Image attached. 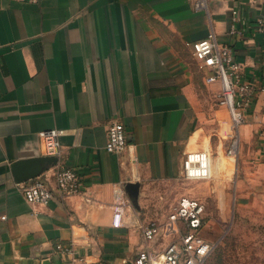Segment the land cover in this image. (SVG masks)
I'll return each instance as SVG.
<instances>
[{"label":"crops","instance_id":"obj_1","mask_svg":"<svg viewBox=\"0 0 264 264\" xmlns=\"http://www.w3.org/2000/svg\"><path fill=\"white\" fill-rule=\"evenodd\" d=\"M195 2L0 0V264H134L139 251L175 238L146 241L138 224L150 184L184 180L185 155L206 139L224 144L219 82L204 89L212 71L191 49L211 31L256 88L237 131L236 190L264 206V35L255 29L264 0ZM113 120L129 145L118 155L104 148ZM51 128L65 130L57 164L39 175L53 198L31 205L10 165L45 156L38 132ZM60 166L80 176L78 194L56 191Z\"/></svg>","mask_w":264,"mask_h":264},{"label":"built area","instance_id":"obj_2","mask_svg":"<svg viewBox=\"0 0 264 264\" xmlns=\"http://www.w3.org/2000/svg\"><path fill=\"white\" fill-rule=\"evenodd\" d=\"M204 1L197 0L194 6L200 9L205 6ZM236 20L235 17L232 18V22ZM255 26L256 31L264 35V19L259 18ZM236 31L232 24L229 29L230 34H235ZM191 49L193 56L199 62V68H210L212 71L209 76L205 77V83L219 82L217 117L224 118L225 116L230 123V128L237 134L255 94V86L250 82L240 81L241 64L235 60L232 48L220 44L214 32L211 31L203 39L191 43ZM64 133L65 130L60 128L38 132L46 156L58 157L60 155V137ZM237 138L238 136L232 138L226 150L227 155L234 158L239 146ZM104 148L108 153L116 155L129 150L125 128L119 120H113L109 124ZM182 167L185 179L207 180L211 178L208 152H188L183 159ZM54 179L56 191L61 197L78 194L81 190L80 176L71 167H57L54 171ZM19 184L28 204L47 205L53 198V189L40 176ZM204 209V204L199 200L183 196L172 206L163 222L158 219L140 222L138 226L146 241H153L158 235L166 237L174 235L175 238L168 242L161 251L156 248L139 251L133 263L206 264L215 243L200 234L205 224ZM57 249L73 253L72 246H57Z\"/></svg>","mask_w":264,"mask_h":264},{"label":"rangeland","instance_id":"obj_3","mask_svg":"<svg viewBox=\"0 0 264 264\" xmlns=\"http://www.w3.org/2000/svg\"><path fill=\"white\" fill-rule=\"evenodd\" d=\"M203 86L206 89L208 84L203 81ZM218 126V136L224 144L220 143L215 149L214 141L211 144L206 139L202 151L210 154L213 165L221 156L224 163L218 162V168L212 166L211 178L207 180L184 179L150 184V195L146 198L147 215L144 217L146 221L164 220L177 202L179 193L185 192V197L195 198L205 207V224L200 234L215 243L206 264H264V206L240 198L236 190L237 163L226 153L228 143L231 144L237 134L230 128L229 121L221 120Z\"/></svg>","mask_w":264,"mask_h":264},{"label":"water","instance_id":"obj_4","mask_svg":"<svg viewBox=\"0 0 264 264\" xmlns=\"http://www.w3.org/2000/svg\"><path fill=\"white\" fill-rule=\"evenodd\" d=\"M58 158L55 156H37L34 158L17 160L10 165V172L15 182L22 183L39 176L48 167L56 165ZM126 190L131 200H137V185L129 183Z\"/></svg>","mask_w":264,"mask_h":264},{"label":"bare ground","instance_id":"obj_5","mask_svg":"<svg viewBox=\"0 0 264 264\" xmlns=\"http://www.w3.org/2000/svg\"><path fill=\"white\" fill-rule=\"evenodd\" d=\"M209 155H210V154H209ZM212 166H213L214 168H218V167H217L218 164L214 163V165H213V162L210 160V171H211Z\"/></svg>","mask_w":264,"mask_h":264}]
</instances>
